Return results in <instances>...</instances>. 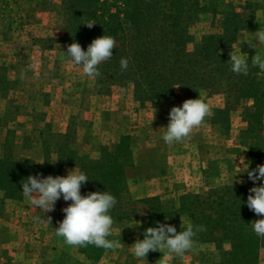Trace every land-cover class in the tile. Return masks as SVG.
Instances as JSON below:
<instances>
[{"label": "rangeland", "instance_id": "rangeland-1", "mask_svg": "<svg viewBox=\"0 0 264 264\" xmlns=\"http://www.w3.org/2000/svg\"><path fill=\"white\" fill-rule=\"evenodd\" d=\"M99 1L100 14L117 12L125 5L124 0ZM214 2L220 10L228 3L241 12H247L244 7L249 3L257 8L254 25L242 31L226 52H241L250 61L256 54L264 57V44L255 34L264 28V0ZM62 6V0H0V159L8 154L13 163L24 158L41 163L49 156L50 175L67 176L79 168L58 164L61 155L57 148L65 144L66 137L80 154L98 159L106 152H115L122 136L129 135L133 163L127 167L126 199L156 195L178 199L187 194L205 197L211 189L245 183L246 170L264 165V155L258 162L251 160L249 148L254 140L243 135L245 108L254 104L251 98H231L225 86L202 91L196 97L178 87L175 94L162 97L159 106L151 102L143 105L135 99L133 82L103 84L99 76L89 78L82 66L70 63L65 53L69 41ZM222 21V13H203L191 26L194 39L189 49H195L204 35L220 32ZM89 23L95 24L89 28ZM99 27L95 17L84 21L81 47L85 51L97 38ZM258 70L264 82V71ZM199 97L209 104L211 115L190 138L166 144L163 128L169 123L170 110ZM228 102V121L216 122V108H225ZM261 184L264 181L258 180L253 187ZM70 203L61 196L54 210L45 213L32 206L23 193L10 196L0 187V264H28L27 257L34 252L36 264H157L158 260V264H217L223 259L215 244L206 241L195 244L183 258H163L160 251H150L145 259L135 258L132 245L142 240L145 222L135 212L123 222H114L108 239L119 240L121 247L105 250L99 258L89 257L83 247L67 246L55 234L65 216L63 209ZM48 217L51 224L46 222ZM253 219L264 216L255 214ZM134 221L139 224L133 225ZM183 222L189 224L190 218L183 216ZM259 264H264V247Z\"/></svg>", "mask_w": 264, "mask_h": 264}, {"label": "trees", "instance_id": "trees-1", "mask_svg": "<svg viewBox=\"0 0 264 264\" xmlns=\"http://www.w3.org/2000/svg\"><path fill=\"white\" fill-rule=\"evenodd\" d=\"M214 1L124 0V9L100 14L99 0H62L61 10L66 14L65 38L69 45L73 42L82 45L84 21L95 17L100 25L97 38L110 35L116 40L112 58L98 66L100 82L108 85L133 82L135 99L143 105L151 102L159 106L162 97L175 94L177 85L191 97L225 86L231 98L238 101L251 98L254 104L245 108L243 135L247 140H254L249 156L253 162H258L264 155V82L249 59H246L248 75L232 72L226 52L242 31L254 25L257 8H251L249 3L244 7L247 12H241L228 3L220 10V5ZM208 11L222 13V30L204 35L195 49L190 50L189 44L194 39L191 26ZM121 58L128 60L125 71L120 67ZM228 104L225 108H216V122L228 121L231 103ZM66 138L65 144L57 148L61 155L58 164L77 166L86 174L89 180L81 187L83 195L108 191L116 198L117 203L109 213L114 222H123L135 212L145 220L141 231V239H144V231L159 223L172 225L177 232L185 230L188 224L182 221L186 215L193 226L206 228L194 238L196 245L210 242L222 252L223 259L217 264H259L264 237L256 235L251 226L255 213L247 207L246 201L248 195H254L249 190L255 182L247 173L245 183L211 189L205 197L187 194L178 199L163 195L126 199L127 167L133 163L131 137L122 136L115 152H106L98 159L80 154ZM5 156L0 159V187L10 196L23 193L22 183L29 176L45 178L51 173L49 156L41 162L43 164L27 158L13 163L8 154ZM82 249L95 258L105 252L94 245Z\"/></svg>", "mask_w": 264, "mask_h": 264}, {"label": "clouds", "instance_id": "clouds-1", "mask_svg": "<svg viewBox=\"0 0 264 264\" xmlns=\"http://www.w3.org/2000/svg\"><path fill=\"white\" fill-rule=\"evenodd\" d=\"M95 23L86 24L91 28ZM260 44H264V28L255 32ZM116 47V40L110 35H103L95 38L84 51L79 43L73 42L68 48L67 57L73 65L82 66L83 73L89 78H96L101 75L98 66L112 58L113 48ZM254 48V47H253ZM231 71L236 74L248 75L249 65L241 52L229 53ZM61 59H65L64 56ZM252 65L264 71V57L256 54L252 59ZM120 67L122 71L127 70L128 60L121 58ZM20 78H25L22 72ZM177 85L175 87H180ZM123 91V89L121 90ZM155 113V112H154ZM211 115V108L200 97L198 99H187L180 107H173L169 113V123L165 129L163 140L166 144L182 142L190 138L192 132L202 126L207 116ZM155 118V117H154ZM40 163V162H38ZM43 164V163H41ZM248 168V167H247ZM250 180L256 182L264 181V165H257L254 170H247ZM83 172L70 170L67 176L51 175L45 178L29 176L22 183L23 195L29 198L32 206L46 212L54 210L55 203L63 196L64 201L71 203L63 209L64 219L59 222L55 229L57 237L63 239L64 244L71 247H86L94 245L104 250H114L121 247L119 240H109L112 235L114 220L109 214L116 205V198L108 191L89 192L81 195V187L88 181ZM247 197V207L258 216H264V184L253 187ZM51 224V217L46 221ZM133 225L139 222L134 221ZM183 223V221H182ZM132 225V226H133ZM131 226V227H132ZM254 233L264 237V219L251 223ZM206 231L202 225L193 226L189 223L185 230L177 232V229L168 224L159 223L157 227H148L143 235L144 239H138L132 245V252L137 259H145L150 251H160L163 258L177 256L183 258L185 253L194 249L197 233ZM166 250V251H165ZM159 260L157 261L158 264Z\"/></svg>", "mask_w": 264, "mask_h": 264}, {"label": "crops", "instance_id": "crops-1", "mask_svg": "<svg viewBox=\"0 0 264 264\" xmlns=\"http://www.w3.org/2000/svg\"><path fill=\"white\" fill-rule=\"evenodd\" d=\"M21 255H22V254H21ZM28 255H30V254L28 253L27 256H28ZM32 255H33V256H32ZM36 255H37L36 252H34L33 254L31 253V256H32L31 258H29L30 256L27 257V258H28V259H27V262L30 261L28 264H32L31 261H33L34 264L37 263V262H35V261H36V260H35L36 258L34 257V256H36ZM32 258H33V259H32ZM21 263H25V262H21Z\"/></svg>", "mask_w": 264, "mask_h": 264}]
</instances>
